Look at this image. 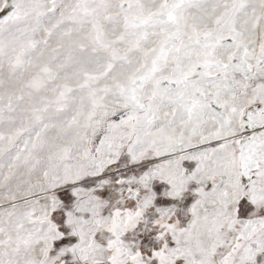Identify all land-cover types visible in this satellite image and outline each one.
I'll return each mask as SVG.
<instances>
[{
	"label": "snow or ice",
	"instance_id": "6c2138e0",
	"mask_svg": "<svg viewBox=\"0 0 264 264\" xmlns=\"http://www.w3.org/2000/svg\"><path fill=\"white\" fill-rule=\"evenodd\" d=\"M0 264H264V0H0Z\"/></svg>",
	"mask_w": 264,
	"mask_h": 264
}]
</instances>
